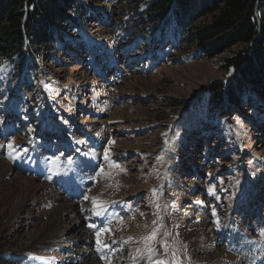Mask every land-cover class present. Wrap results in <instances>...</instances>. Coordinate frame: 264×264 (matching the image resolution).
Segmentation results:
<instances>
[{"label":"rangeland","instance_id":"1","mask_svg":"<svg viewBox=\"0 0 264 264\" xmlns=\"http://www.w3.org/2000/svg\"><path fill=\"white\" fill-rule=\"evenodd\" d=\"M150 1L65 0L40 63L28 44L21 64L0 63V161L11 166L0 173V264H153L154 227L167 264L173 248L182 264H264V99L210 105L237 48L206 59L155 25L139 30ZM21 178L34 179L26 198ZM226 217L242 221L243 243L221 233ZM192 226L220 257L200 259ZM52 232L79 242L47 247Z\"/></svg>","mask_w":264,"mask_h":264},{"label":"trees","instance_id":"2","mask_svg":"<svg viewBox=\"0 0 264 264\" xmlns=\"http://www.w3.org/2000/svg\"><path fill=\"white\" fill-rule=\"evenodd\" d=\"M65 0H0V63L16 64L30 52L38 62L50 49L54 26L66 16ZM171 32L180 45L195 47L201 58L226 59L232 80L210 86L208 102L235 108L264 99V0H151L140 29ZM21 64V62H20Z\"/></svg>","mask_w":264,"mask_h":264},{"label":"bare ground","instance_id":"3","mask_svg":"<svg viewBox=\"0 0 264 264\" xmlns=\"http://www.w3.org/2000/svg\"><path fill=\"white\" fill-rule=\"evenodd\" d=\"M94 164L95 162L88 161L86 158L83 161V165H89V166L91 165L93 167ZM10 167L11 166L9 162L5 160L0 161V173L1 172L4 173L5 176L10 171ZM34 169H35L34 174L37 175L39 173V164H36ZM18 181L21 187L24 189L22 193V197L26 198L31 193L30 190L34 185V179L21 178ZM69 212H71V215L76 214L73 208L68 210L66 214ZM201 217L202 215L200 216V221H203L204 218H201ZM80 223H81L80 218L78 216H74L70 220V225H71L70 228L78 229L80 227ZM241 223L242 221L240 220L236 221V220H232L226 217V221L224 222V225L221 227V233H223V235L228 238V240L230 241V246H237V244L243 243L247 236V233L239 230ZM202 231L203 229L201 227L196 229L195 226H192L191 230H189V232L185 235L188 238L191 247L194 249V251L199 252V255L201 256L200 259L214 260L217 257H220L221 252H219L216 248L213 247V244H211L209 237L206 234L204 235ZM57 237H58L57 234L53 232L50 233V235L47 237L48 239L47 247L65 248L66 246L76 244L79 242L78 239L76 240L69 239V240H64L63 242H56ZM83 239H87V238H83ZM83 242L87 243L85 240ZM254 248L255 246H252V249Z\"/></svg>","mask_w":264,"mask_h":264},{"label":"snow or ice","instance_id":"4","mask_svg":"<svg viewBox=\"0 0 264 264\" xmlns=\"http://www.w3.org/2000/svg\"><path fill=\"white\" fill-rule=\"evenodd\" d=\"M9 148H12V145L9 144ZM105 159H109L108 154H105ZM113 167H119V165H112ZM214 188L215 186H212L209 188V194H214ZM87 199V197H86ZM93 205H94V212L95 215L101 216L105 209H104V202L103 201H98L96 198H93ZM153 224H156V221H153ZM107 231V230H105ZM100 232H97V245L101 246L102 242L100 240ZM159 235V229L154 227L151 232L144 238V244H145V252H146V258L150 261H153V264H167L166 259L161 258V259H155L157 249L154 248L152 245L156 242L157 236ZM167 235V233H165ZM260 235L264 237V230H261ZM106 246V245H103ZM169 244L166 240H161L160 241V249H162V253L164 256H166L169 252ZM138 254L140 253V249H137ZM171 257H172V262L173 264H182L181 260L179 259L177 255V251L173 248L171 252ZM104 259V257H102Z\"/></svg>","mask_w":264,"mask_h":264},{"label":"water","instance_id":"5","mask_svg":"<svg viewBox=\"0 0 264 264\" xmlns=\"http://www.w3.org/2000/svg\"><path fill=\"white\" fill-rule=\"evenodd\" d=\"M229 81H227L226 83H228Z\"/></svg>","mask_w":264,"mask_h":264}]
</instances>
